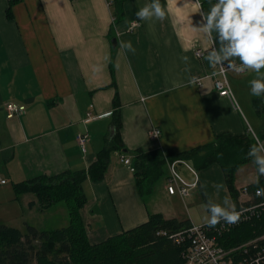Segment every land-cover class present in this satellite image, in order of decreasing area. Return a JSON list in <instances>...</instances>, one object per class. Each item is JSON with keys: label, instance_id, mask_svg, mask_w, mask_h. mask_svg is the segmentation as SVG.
<instances>
[{"label": "crops", "instance_id": "obj_1", "mask_svg": "<svg viewBox=\"0 0 264 264\" xmlns=\"http://www.w3.org/2000/svg\"><path fill=\"white\" fill-rule=\"evenodd\" d=\"M207 1L211 0H161L166 18L142 21L132 29L136 12L151 0H128L120 22H115L107 0H17L11 7L9 0H0V224L21 231L27 224L50 230L39 217L48 209L41 210L33 194L18 197L14 185L87 170L105 147L103 123H112V116L98 117L117 110L113 106L117 93L121 137L131 152L183 153L222 133L250 132L260 138L264 97L251 95L249 84L256 73L230 71L235 75L232 84L229 80L235 105L217 93L213 79H205L203 85L192 81L218 70L206 59L218 43L194 30L211 8H203ZM118 41H131L135 54L119 48ZM195 47L205 51L203 59L195 56ZM257 100L263 103L260 109ZM10 103L25 106L24 113L7 119ZM88 113L96 119L85 124ZM109 128L112 131L111 124ZM153 129L161 131L158 141L150 137ZM85 133L89 142L84 153L77 136ZM3 152L9 153L8 160ZM125 157L132 161V155L115 152L105 179L83 184L87 204L82 218L93 244L146 223L150 214L195 224L182 214V204L208 211L209 200L222 205L225 196L235 204L219 165L198 171L200 186L189 200L170 196L164 187L166 206L156 196L152 203L144 201L134 172L122 162ZM247 166L256 177L245 180L240 175ZM181 172L195 181L186 169ZM258 180L250 162L238 169L234 186L239 191ZM216 184L224 188L217 192ZM31 217L36 222H29Z\"/></svg>", "mask_w": 264, "mask_h": 264}, {"label": "trees", "instance_id": "obj_2", "mask_svg": "<svg viewBox=\"0 0 264 264\" xmlns=\"http://www.w3.org/2000/svg\"><path fill=\"white\" fill-rule=\"evenodd\" d=\"M9 1L11 7L17 0ZM127 1L113 0L110 5L115 22L122 21ZM216 2L217 0L207 1L202 6L204 9L210 8ZM261 105L263 107L260 100L255 102L257 109ZM113 106L117 110L111 115L112 131L105 138V147L99 151L96 160L87 170L67 171L52 177L40 176L14 185L17 195H35L41 210L64 204L69 223L66 227L55 230H39L27 224L25 231L0 225V264H186L184 254L190 242L187 240L182 244L175 243L170 235L189 230L193 223L190 220L166 219L160 213L150 214L146 223L106 241L97 244L90 242L82 218V211L87 204L83 184L87 179L95 183L103 181L115 152L125 156L132 155L136 186L144 201L146 195L153 196L155 185L166 179L168 162L183 159L189 161L197 171L219 165L225 173L236 209L240 208L239 191L234 186V180L238 169L251 162L247 153L249 146L256 141L250 132L239 136L222 133L213 142L183 153L160 149L131 152L126 149L121 137V103L118 93ZM259 139L264 141V132ZM2 154L8 160L9 153ZM250 189L253 192L264 189V177L259 175L258 182L251 185ZM263 202L264 192L261 196L253 195V200L245 206ZM162 231L168 234L158 235ZM263 236L264 212L260 217L243 223L225 235L221 243L229 248ZM261 243L264 244V240ZM249 252L253 255L256 250L251 247ZM250 258L241 252L234 264H240L241 260L252 264Z\"/></svg>", "mask_w": 264, "mask_h": 264}, {"label": "clouds", "instance_id": "obj_3", "mask_svg": "<svg viewBox=\"0 0 264 264\" xmlns=\"http://www.w3.org/2000/svg\"><path fill=\"white\" fill-rule=\"evenodd\" d=\"M171 3V0H167ZM136 19L131 21V26L136 27L142 21L153 19L163 21L166 18L161 0H152L150 4L136 12ZM131 30V28L129 29ZM194 30L204 33L207 38L218 43L219 47L208 53L206 59L209 65L216 69L218 66L235 69L238 73L245 71L254 72L257 78L249 81L251 95L264 97V0H217L210 10L203 14L200 27ZM215 32L216 37L212 36ZM119 48L135 54L136 49L131 41H118ZM187 63L188 57H182ZM239 60V65L235 60ZM98 67L96 71H100ZM193 83L196 78H192ZM255 143L249 146L247 153L260 176H264V141L255 136ZM217 192L224 188L223 184L214 185ZM264 192L258 189L257 195ZM210 213L208 226L215 228L221 221L226 225L238 223L244 209L236 210L235 204L225 196L223 204L209 200L205 205Z\"/></svg>", "mask_w": 264, "mask_h": 264}, {"label": "built area", "instance_id": "obj_4", "mask_svg": "<svg viewBox=\"0 0 264 264\" xmlns=\"http://www.w3.org/2000/svg\"><path fill=\"white\" fill-rule=\"evenodd\" d=\"M109 6L112 5L113 0H107ZM140 23L138 24V26ZM137 27V26H136ZM135 27H132L134 29ZM215 47H213L214 49ZM195 56L198 59H203L205 57V51L201 48L195 47ZM239 60L235 62L236 65H239ZM235 69H229L228 67H219L217 72L202 77L196 78V83L203 85L205 79H213L214 87L217 93L224 98H228L234 104V95L230 86L228 79V73ZM235 105V104H234ZM25 111V106L18 105L15 103H10L7 106V119H13ZM112 113H107L99 116L98 118H107L111 117ZM93 119H96L93 114L88 113L86 119L84 120L85 124H88ZM255 137L256 135L252 133ZM152 141H158L161 137V131L159 129H153L151 132ZM89 142V135L79 134L77 136V143L81 147L82 151L85 153L87 151V144ZM122 162L134 172L132 161L130 158H123ZM168 176L166 177V191L170 196H177L180 199L186 201L189 200L193 193L199 189V174L194 166L186 160H176L168 162ZM186 169L190 174L195 178L194 182L188 181L185 176L182 174L181 170ZM264 177V176H263ZM2 184L5 181H1ZM258 190V189H257ZM257 190L254 192L250 189V186L244 187L239 190V203L240 208L236 209L237 211L244 209V212L241 216V219L238 223L234 225H226L223 221L218 224L215 228L208 226V223L204 225H195L185 231L178 232L176 234L170 235L171 239L175 243L182 244L185 241H189L188 248L184 254L186 264H234L235 258L239 253L244 252L249 255L250 262L252 264H264V244L261 242L264 240V236L260 238H255L244 244L235 247H226L221 241L223 237L229 234L232 230L239 227L245 222L251 221L255 217H260L264 212V202L254 205L245 206L248 202L253 200V195H257ZM242 198V200H241ZM243 198H248L243 200ZM167 232H159L158 235L166 236ZM253 247L256 252L252 255L249 252L250 248ZM249 252V253H248ZM247 261H240V264H246Z\"/></svg>", "mask_w": 264, "mask_h": 264}, {"label": "rangeland", "instance_id": "obj_5", "mask_svg": "<svg viewBox=\"0 0 264 264\" xmlns=\"http://www.w3.org/2000/svg\"><path fill=\"white\" fill-rule=\"evenodd\" d=\"M234 77H235L234 74H232L231 72L228 73V78H229L231 84L233 83ZM110 124H111V120L105 121L103 123V126L105 128V132L107 133L106 135L110 134L109 132H111V131H109ZM103 140H104V138H103ZM105 145H106V143H105ZM86 148H88V144H87ZM251 167L252 166H247L246 168H244L240 172V175H243L245 180L257 176V172L254 170L252 171ZM251 172L253 174H251ZM167 176H168V174H167ZM165 184H166L165 179L160 180L159 183H157L155 185V191H154L152 197L156 196V199L160 200V198L163 197L162 195L164 192V187L166 186ZM17 196L19 197L21 195H17ZM152 197H149V195H146L145 200L149 203H152V200H153ZM246 199H248V198H243V200H246ZM159 204L161 206H163V205L166 206L167 202L164 201L162 198V200L159 201ZM177 207L179 208L178 205H177ZM187 211H189V212H187ZM182 214H184L186 219L187 218L192 219L193 222L195 223V225H197V226L198 225L202 226V225L206 224L208 222V219H209V213H208V211L205 210V208L203 206H198L195 208V207H192L189 205L185 207V205L182 204ZM39 217L43 218V220L45 221V227L47 229H50V230L59 229L62 226H65V224L67 222L69 223L68 211H67L66 207L64 206V204L55 205V206L49 208L48 210H46L44 212L43 215H41ZM29 222H36V218L31 217ZM0 225H4V224H0ZM7 226L10 227L9 225H7Z\"/></svg>", "mask_w": 264, "mask_h": 264}]
</instances>
